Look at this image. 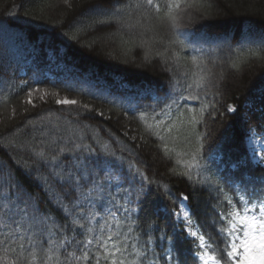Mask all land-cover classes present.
Wrapping results in <instances>:
<instances>
[{"label":"trees","instance_id":"16d2710c","mask_svg":"<svg viewBox=\"0 0 264 264\" xmlns=\"http://www.w3.org/2000/svg\"><path fill=\"white\" fill-rule=\"evenodd\" d=\"M178 2L0 0V264L63 262L65 236L95 264L102 230L127 264H203L185 196L220 258L234 184L264 175V0Z\"/></svg>","mask_w":264,"mask_h":264},{"label":"snow or ice","instance_id":"6c2138e0","mask_svg":"<svg viewBox=\"0 0 264 264\" xmlns=\"http://www.w3.org/2000/svg\"><path fill=\"white\" fill-rule=\"evenodd\" d=\"M147 4L157 11L160 10V5L154 3V0H147ZM181 6L178 0H168L165 6L167 9V18L174 22L176 20V13L181 9ZM31 95L32 93H29V104L32 103ZM56 103L76 105L77 101L65 98L63 100H56ZM229 110L235 111L234 108H229ZM101 115L103 114L101 113ZM143 118L144 115L141 116V119ZM250 142L252 158L257 160L259 164H264V138L257 139L255 135H251ZM185 175H187V173H185ZM189 178L191 179V177ZM234 188L241 192L239 196V206L219 214L223 226L218 229V232L224 237L221 241L224 247L221 249L219 259L216 255L212 254L215 249L211 251L208 250L210 246L203 235L198 236L196 232L190 231L187 228L185 229L190 236L195 237L199 242L193 255L197 260L202 261L203 264H264V175L257 177L255 181H242L241 184H234ZM183 199L187 200L188 197L185 196ZM225 199L227 200V197H225ZM136 200L140 201L139 195H137ZM77 203V201H74L73 206L75 207ZM227 203L231 205L233 202L232 200H227ZM181 208H183V205H181ZM124 210L126 212L136 211V209ZM66 215L70 216L71 212L66 211ZM173 215L183 220H187L189 216L188 212H174ZM112 219L115 227L119 228L120 221L116 220L114 215ZM69 223L73 224L75 221L73 220ZM57 227L59 230L63 231L68 228V225H57ZM80 227L83 228L84 226L80 225ZM108 227L111 228L112 225ZM89 231H91V229H89ZM118 235L119 233L115 231L104 233L102 230V235L95 241L99 249L102 250V254L91 257V259L95 260V264H101L102 260L105 264H127L122 258L123 253L127 251V249L121 246L122 242H118L115 239ZM43 243L44 242H41V245H43ZM48 243L54 242L48 241ZM92 243L93 240L80 241L75 237L65 236L57 244L58 248L65 249L64 260L62 262L59 257H56L55 264H73V262L81 260L88 261L90 259L88 252L82 251L80 255H77L75 248L82 249ZM20 247L23 248V245H20ZM69 249L73 250L70 251ZM174 250L175 249L169 250V255L166 257L167 260L171 261L176 259V257L171 255V252ZM5 251H7V249H5ZM143 255L146 256L147 253H143ZM46 257L47 260L52 259V257L47 254ZM47 260L45 264H47ZM9 264H16V262H9ZM153 264H156V262L153 261Z\"/></svg>","mask_w":264,"mask_h":264},{"label":"rangeland","instance_id":"374dc122","mask_svg":"<svg viewBox=\"0 0 264 264\" xmlns=\"http://www.w3.org/2000/svg\"><path fill=\"white\" fill-rule=\"evenodd\" d=\"M252 135H255L257 137V139L264 138V133H253ZM249 144L251 146L250 137H249ZM181 205H183V208H181ZM181 205H180V209L177 212H188V214H189V207L187 205V201L183 199L181 202ZM180 220L185 222L187 229H189L190 231H194V232L198 233L197 228H195L191 225L189 216H188L187 220H183V219H180Z\"/></svg>","mask_w":264,"mask_h":264}]
</instances>
